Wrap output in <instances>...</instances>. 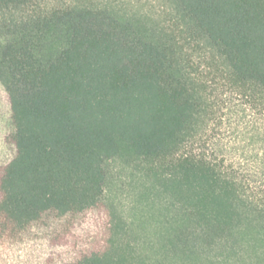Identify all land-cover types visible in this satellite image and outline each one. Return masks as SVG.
Instances as JSON below:
<instances>
[{
	"label": "trees",
	"instance_id": "1",
	"mask_svg": "<svg viewBox=\"0 0 264 264\" xmlns=\"http://www.w3.org/2000/svg\"><path fill=\"white\" fill-rule=\"evenodd\" d=\"M159 1L0 0V264H142L112 159L264 264V0Z\"/></svg>",
	"mask_w": 264,
	"mask_h": 264
},
{
	"label": "rangeland",
	"instance_id": "2",
	"mask_svg": "<svg viewBox=\"0 0 264 264\" xmlns=\"http://www.w3.org/2000/svg\"><path fill=\"white\" fill-rule=\"evenodd\" d=\"M124 8L159 16V0H122ZM238 129L232 127L229 149L241 154L234 143ZM234 131V133H233ZM105 201L116 209L129 227L142 264H239L237 254L226 258L219 242L210 244L194 224L178 231L181 211L154 183L119 159L105 163Z\"/></svg>",
	"mask_w": 264,
	"mask_h": 264
}]
</instances>
